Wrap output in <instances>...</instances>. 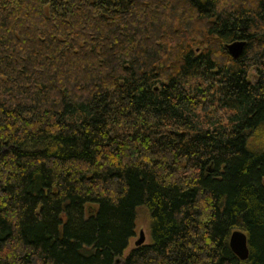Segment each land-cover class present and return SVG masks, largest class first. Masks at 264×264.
<instances>
[{
  "label": "trees",
  "instance_id": "obj_1",
  "mask_svg": "<svg viewBox=\"0 0 264 264\" xmlns=\"http://www.w3.org/2000/svg\"><path fill=\"white\" fill-rule=\"evenodd\" d=\"M263 121L264 0H0V264H264Z\"/></svg>",
  "mask_w": 264,
  "mask_h": 264
},
{
  "label": "water",
  "instance_id": "obj_2",
  "mask_svg": "<svg viewBox=\"0 0 264 264\" xmlns=\"http://www.w3.org/2000/svg\"><path fill=\"white\" fill-rule=\"evenodd\" d=\"M246 45L245 40H235L231 43L226 45V49L228 53L234 57H239L244 50ZM145 241V234L142 230L139 231V236L135 240V246H139L144 244ZM228 245L231 251L240 259L245 260L248 258L249 255V246H248V238L247 234L241 229H234L230 232L228 236ZM120 258H116L114 264H117Z\"/></svg>",
  "mask_w": 264,
  "mask_h": 264
},
{
  "label": "rangeland",
  "instance_id": "obj_3",
  "mask_svg": "<svg viewBox=\"0 0 264 264\" xmlns=\"http://www.w3.org/2000/svg\"><path fill=\"white\" fill-rule=\"evenodd\" d=\"M199 114L202 117L204 115V112L199 111ZM249 144L255 150H260L259 148H261V146H264V121L259 125V129L250 136ZM140 230H142L145 234L144 243H149L151 241L150 216L144 206H138L136 209L135 226H134L135 234L132 237H130L128 241V245L123 251V254L120 257L117 264H122L121 260L126 256V254L130 251L131 248L135 247L134 242L138 238Z\"/></svg>",
  "mask_w": 264,
  "mask_h": 264
}]
</instances>
